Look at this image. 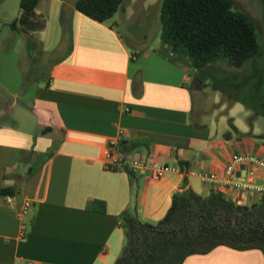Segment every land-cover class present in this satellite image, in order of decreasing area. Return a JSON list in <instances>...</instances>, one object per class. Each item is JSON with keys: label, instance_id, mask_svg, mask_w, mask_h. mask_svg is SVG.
<instances>
[{"label": "crops", "instance_id": "crops-1", "mask_svg": "<svg viewBox=\"0 0 264 264\" xmlns=\"http://www.w3.org/2000/svg\"><path fill=\"white\" fill-rule=\"evenodd\" d=\"M19 1L0 10V264H115L125 244L121 214L135 209L155 224L183 187L202 196L218 191L239 205L258 200L261 194L237 192L230 182L253 170L250 162L225 173L233 155L264 161L253 122L193 120L194 72L156 49L127 45L116 15L128 0L105 23L77 11V0H39L13 30ZM111 139L144 141L118 150L179 172L152 179L108 170ZM211 173L213 183L198 177ZM253 185L264 187L260 169ZM4 188L14 192L11 204ZM24 199L33 207L19 218ZM182 264H264V255L220 246Z\"/></svg>", "mask_w": 264, "mask_h": 264}, {"label": "trees", "instance_id": "trees-1", "mask_svg": "<svg viewBox=\"0 0 264 264\" xmlns=\"http://www.w3.org/2000/svg\"><path fill=\"white\" fill-rule=\"evenodd\" d=\"M38 1H19L21 15L10 23L13 30L31 18ZM124 1L77 0L74 6L86 17L105 23ZM160 22L161 53L192 71L215 64L239 68L259 53L254 26L235 10L232 0H163ZM118 145L132 151L146 143L121 140ZM1 193L4 197L14 192L4 188ZM120 221L125 244L115 264H182L189 256L220 246L256 249L264 255V191L257 201L239 205L218 191L202 196L183 187L173 194L157 223L140 221L135 209L124 211Z\"/></svg>", "mask_w": 264, "mask_h": 264}, {"label": "rangeland", "instance_id": "rangeland-1", "mask_svg": "<svg viewBox=\"0 0 264 264\" xmlns=\"http://www.w3.org/2000/svg\"><path fill=\"white\" fill-rule=\"evenodd\" d=\"M14 1L9 0L8 7L4 5L0 10L9 12ZM162 1L128 0L125 12L116 15L118 30L129 47L161 52ZM232 1L235 10L254 26L259 53L239 68L215 64L193 71L196 80L189 84L195 102L192 117L196 122L209 121L213 116L224 117L227 122H253L254 133L264 142V0Z\"/></svg>", "mask_w": 264, "mask_h": 264}, {"label": "built area", "instance_id": "built-area-1", "mask_svg": "<svg viewBox=\"0 0 264 264\" xmlns=\"http://www.w3.org/2000/svg\"><path fill=\"white\" fill-rule=\"evenodd\" d=\"M119 135L121 136V133ZM118 142V139H111L107 144V148L104 153V166L108 170L126 168L131 173L137 171L146 172L152 179H160L167 173L179 172V169L176 166L161 164L154 160L141 158L140 156L129 157L118 150ZM242 162H250L253 165V170H250L246 176L239 177L236 180H230L232 188L237 192L254 190L259 195L262 194L264 187L254 186L253 180L256 169H260L264 177L263 160L252 158L248 155H233L225 165L226 176H232L235 166ZM198 177L203 183H213L216 181V176L212 173L200 174ZM3 199L7 204H11L13 202V198L10 195L4 196ZM32 207V202L24 199L17 210V216L22 218L23 216L29 214ZM23 235L24 234L21 233V236Z\"/></svg>", "mask_w": 264, "mask_h": 264}]
</instances>
